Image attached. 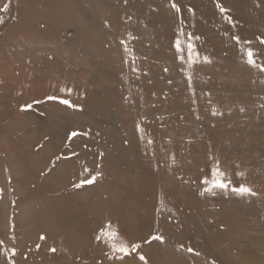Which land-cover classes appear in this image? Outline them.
<instances>
[{
  "label": "rangeland",
  "instance_id": "obj_1",
  "mask_svg": "<svg viewBox=\"0 0 264 264\" xmlns=\"http://www.w3.org/2000/svg\"><path fill=\"white\" fill-rule=\"evenodd\" d=\"M5 5L0 264H264V0Z\"/></svg>",
  "mask_w": 264,
  "mask_h": 264
},
{
  "label": "snow or ice",
  "instance_id": "obj_2",
  "mask_svg": "<svg viewBox=\"0 0 264 264\" xmlns=\"http://www.w3.org/2000/svg\"><path fill=\"white\" fill-rule=\"evenodd\" d=\"M0 11H7V5H5L3 8H0ZM247 57H248V63L249 64H254L255 61L253 59V53L252 51H247L246 53ZM70 91V90H69ZM50 99H52L50 97ZM61 103L65 104V105H70V102L68 100H62L60 101ZM77 135L76 132H72L69 135V139H71L72 137H75ZM213 177L215 178L212 181V184L214 187L217 188H221V189H226L228 187V185L224 182H222L221 177L223 176V173L219 172L218 169H213ZM95 180V177H92L91 179L85 180L83 183H88L91 184L93 183V181ZM205 183H208V181H205ZM81 185H76V187H80ZM234 192L238 193V194H247L250 192V189L241 185L238 188H233L232 189ZM102 235L108 240L110 246L112 247V249L116 252H120L123 254H128L129 252V247L128 245L119 237L118 233L115 230H110V231H105L104 233H102ZM41 239H43V237H41ZM97 239H100V237L98 236ZM155 239H162L160 237H155ZM139 247V245H132L131 246V251H135L136 248ZM53 251H55L53 249ZM189 251H191V249H189ZM140 259H144L143 257H140Z\"/></svg>",
  "mask_w": 264,
  "mask_h": 264
},
{
  "label": "bare ground",
  "instance_id": "obj_3",
  "mask_svg": "<svg viewBox=\"0 0 264 264\" xmlns=\"http://www.w3.org/2000/svg\"><path fill=\"white\" fill-rule=\"evenodd\" d=\"M244 5H246V4H244ZM241 6H242V3H241ZM181 17L183 18L182 19L183 21H187L188 20L185 16L181 15ZM235 17L242 21V25L237 26V25H234V24H230L229 29H232L233 32L237 33L239 35L238 38H244L245 36L252 37L253 33L260 32V28L254 22V20H255L254 17H249L244 12H242V14L236 15ZM256 18L260 19L261 21L264 22V14L263 13L262 14L259 13ZM191 24H192L191 27L193 29H197V25H196L197 23L195 21H191ZM188 28H189V26H188ZM256 45H258V44L256 43ZM256 45H255L254 42H250L249 45L245 46V48L246 47H248V48L249 47H255ZM258 47H259V45H258ZM262 49H264V46L262 47ZM61 223H62L61 225H63V226L68 225V221L62 220ZM77 227H78V229H81L82 226H77Z\"/></svg>",
  "mask_w": 264,
  "mask_h": 264
}]
</instances>
